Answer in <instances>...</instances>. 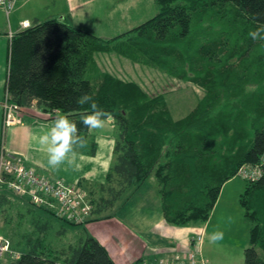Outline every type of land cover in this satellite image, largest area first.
<instances>
[{"label": "trees", "instance_id": "obj_1", "mask_svg": "<svg viewBox=\"0 0 264 264\" xmlns=\"http://www.w3.org/2000/svg\"><path fill=\"white\" fill-rule=\"evenodd\" d=\"M155 2V17L112 39L57 17L16 32L6 90L21 108L36 102L44 112L66 115L86 140L90 130L80 117L90 107L77 104L78 96L90 94L114 120L119 133L115 162L100 197L91 202L101 207L94 214L129 200L153 177L168 224L204 225L225 184L264 154V40L248 36L264 24V0ZM103 55L194 85L204 95L186 117L175 119L170 93L151 95L137 81L102 70L98 59ZM83 149L95 155L97 148L87 142ZM244 182L240 203L253 225L244 264H264V176ZM9 195L0 194L4 214L6 206H14ZM36 209L26 210L35 230L13 245L22 253L13 264H115L90 235L75 237L77 244L63 250L55 248L48 238L57 221L61 238L80 224L50 208Z\"/></svg>", "mask_w": 264, "mask_h": 264}, {"label": "crops", "instance_id": "obj_2", "mask_svg": "<svg viewBox=\"0 0 264 264\" xmlns=\"http://www.w3.org/2000/svg\"><path fill=\"white\" fill-rule=\"evenodd\" d=\"M152 1L21 0L9 16L0 8L7 17L6 26L0 23V156L2 151H7L9 154L20 156L26 167L35 169L52 181L79 183L91 202L100 197V187L107 184L106 176L116 157L114 150L119 133L114 120L108 118L102 129L89 131L87 142L95 143V155H90L80 148L77 149L72 166L64 165L59 170L51 169L47 164L46 152L38 144V136L51 126L56 116L44 112L34 102L32 106L21 108L19 124L9 127L4 125L3 102L7 95L11 44L9 35L20 32V24L24 21H29L33 27L36 23L57 17L70 19L76 27L102 39H112L147 22L152 16L148 7H155L153 3H156L155 0ZM146 184L147 182L134 192L129 200L123 198L118 209L115 205L113 209L96 215L93 211L101 207L96 209V204H93L91 216L76 227L75 231L81 228L80 237L90 235L98 240L115 264L156 263L198 250L201 256L206 258L203 245L209 242L208 237L211 235L208 232V223L190 224L186 227L168 224L158 191L155 196L141 193ZM224 187L220 195L224 193ZM5 191L0 189V194H10L14 206H6L5 214L0 210V235L6 236L15 246L22 235L16 227L26 215H30L26 210L30 207L37 212L39 210L22 198ZM119 209L127 211L124 212L127 219H122L116 214L115 211ZM9 211L12 215H9ZM197 233L203 235L201 244L197 242ZM13 261L3 258L0 259V264H13Z\"/></svg>", "mask_w": 264, "mask_h": 264}, {"label": "rangeland", "instance_id": "obj_3", "mask_svg": "<svg viewBox=\"0 0 264 264\" xmlns=\"http://www.w3.org/2000/svg\"><path fill=\"white\" fill-rule=\"evenodd\" d=\"M153 4H155V7H148L150 13H152L150 18L155 17L158 12L157 4ZM150 18L148 19L150 20ZM0 23L3 26L7 25V17L1 9ZM98 61L102 70L126 80L137 81L151 95L170 93L167 100L169 105L172 106L174 111L173 117L175 119L186 117L195 108L199 102V98L204 95L203 91L194 85L179 82L152 69L133 65L130 61L118 58L115 55H103L99 57ZM228 183L230 184L224 187V193L220 195L212 215L207 222L209 234L222 231L224 233V239L215 244L210 242L204 243L203 251L206 258L203 257L213 264H244V252L250 247L249 234L253 226L250 219L246 217L245 210L240 203L241 196L246 189V183L239 177L232 179ZM157 191L158 185L155 178H150L141 193L147 196H155V194L157 195ZM121 204L122 201L117 203V209ZM115 212L120 218L127 219L124 213L127 212L125 209H119ZM32 218V215H26L23 218L20 225L21 228H19L22 234H30L35 230H33ZM57 222L55 224L56 228L48 238L50 243H53L52 245L59 250H63L70 243H75L76 245L77 239L75 240V237L79 239L80 235H82V229L80 228V230L75 231L70 228L68 235L61 238V236L57 235V232L60 230L62 223L61 221Z\"/></svg>", "mask_w": 264, "mask_h": 264}, {"label": "built area", "instance_id": "obj_4", "mask_svg": "<svg viewBox=\"0 0 264 264\" xmlns=\"http://www.w3.org/2000/svg\"><path fill=\"white\" fill-rule=\"evenodd\" d=\"M21 0H0V8L9 16ZM32 24L24 21L20 24V31L29 29ZM15 33H10V41ZM4 108L5 127L20 123L21 107L14 104L7 93ZM237 176L247 182L259 181L264 176V154L255 166L242 167ZM6 189L15 196L25 198L36 207L50 208L56 215L66 220L83 224L93 210L91 201L79 183L68 184L64 180L52 181L47 176L33 168L25 166L20 156L2 151L0 156V189ZM197 242L201 244L202 234L197 233ZM198 250L187 255L175 256L171 260H161L156 263L141 262L139 264H213L203 258ZM22 253L13 248L12 242L4 235H0V259L10 258L19 260Z\"/></svg>", "mask_w": 264, "mask_h": 264}, {"label": "clouds", "instance_id": "obj_5", "mask_svg": "<svg viewBox=\"0 0 264 264\" xmlns=\"http://www.w3.org/2000/svg\"><path fill=\"white\" fill-rule=\"evenodd\" d=\"M248 36L254 41L264 40V24H259L256 29L249 31ZM76 102L81 106L88 104L90 107V111L82 113L80 117V123L85 128L92 131L105 126L109 114L99 107L90 94H81ZM38 144L46 152L48 166L59 170L64 165L74 164L77 149L84 148L87 140L79 134L76 122L58 113L51 126L38 136ZM208 239L210 243L215 244L224 239V233L213 232Z\"/></svg>", "mask_w": 264, "mask_h": 264}, {"label": "water", "instance_id": "obj_6", "mask_svg": "<svg viewBox=\"0 0 264 264\" xmlns=\"http://www.w3.org/2000/svg\"><path fill=\"white\" fill-rule=\"evenodd\" d=\"M112 120V118H110Z\"/></svg>", "mask_w": 264, "mask_h": 264}]
</instances>
